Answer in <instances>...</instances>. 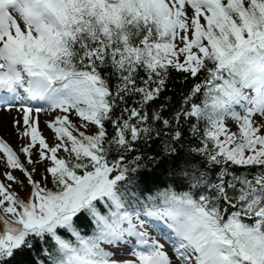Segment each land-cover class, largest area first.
Returning <instances> with one entry per match:
<instances>
[{"label":"snow or ice","instance_id":"obj_1","mask_svg":"<svg viewBox=\"0 0 264 264\" xmlns=\"http://www.w3.org/2000/svg\"><path fill=\"white\" fill-rule=\"evenodd\" d=\"M0 264H264V0H0Z\"/></svg>","mask_w":264,"mask_h":264},{"label":"rangeland","instance_id":"obj_2","mask_svg":"<svg viewBox=\"0 0 264 264\" xmlns=\"http://www.w3.org/2000/svg\"><path fill=\"white\" fill-rule=\"evenodd\" d=\"M47 134L49 135V136H51L52 134L50 133V131H48V130H45V135L47 136ZM20 177H21V175H20ZM22 178V177H21Z\"/></svg>","mask_w":264,"mask_h":264},{"label":"bare ground","instance_id":"obj_3","mask_svg":"<svg viewBox=\"0 0 264 264\" xmlns=\"http://www.w3.org/2000/svg\"><path fill=\"white\" fill-rule=\"evenodd\" d=\"M12 143L15 144V140L14 139L12 140Z\"/></svg>","mask_w":264,"mask_h":264},{"label":"trees","instance_id":"obj_4","mask_svg":"<svg viewBox=\"0 0 264 264\" xmlns=\"http://www.w3.org/2000/svg\"><path fill=\"white\" fill-rule=\"evenodd\" d=\"M25 183H26V181H25ZM22 195H23V193H22Z\"/></svg>","mask_w":264,"mask_h":264}]
</instances>
